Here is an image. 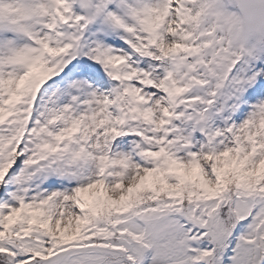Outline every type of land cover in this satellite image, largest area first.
<instances>
[{
  "label": "snow or ice",
  "instance_id": "obj_1",
  "mask_svg": "<svg viewBox=\"0 0 264 264\" xmlns=\"http://www.w3.org/2000/svg\"><path fill=\"white\" fill-rule=\"evenodd\" d=\"M0 264H264V0H0Z\"/></svg>",
  "mask_w": 264,
  "mask_h": 264
}]
</instances>
